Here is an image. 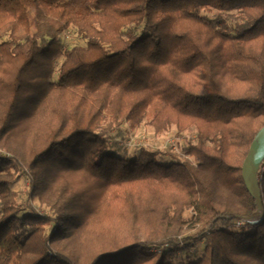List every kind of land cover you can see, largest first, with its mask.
I'll return each instance as SVG.
<instances>
[{"label": "trees", "instance_id": "16d2710c", "mask_svg": "<svg viewBox=\"0 0 264 264\" xmlns=\"http://www.w3.org/2000/svg\"><path fill=\"white\" fill-rule=\"evenodd\" d=\"M147 119L195 128L185 158L113 148ZM263 125L264 0H0V264H264ZM25 168L49 214L19 205Z\"/></svg>", "mask_w": 264, "mask_h": 264}, {"label": "rangeland", "instance_id": "374dc122", "mask_svg": "<svg viewBox=\"0 0 264 264\" xmlns=\"http://www.w3.org/2000/svg\"><path fill=\"white\" fill-rule=\"evenodd\" d=\"M235 14V11L230 12ZM218 11L213 10L212 13H208L210 17H215ZM235 18H230L231 22H235ZM63 48L73 47L75 45L85 44V40L80 37L76 29L70 26L61 35ZM149 120H144L138 127L132 128L128 122H124L121 126V130H115L113 132V138L111 143L114 141L118 142V145H113V148L117 149L119 154L132 155L137 152L140 147H148L152 149L165 150L167 153L177 154L180 158H185L183 147L187 145L189 140L195 141L196 130L190 128L187 131L179 133L175 126H172L165 133H158L155 128L150 125ZM0 152L3 156H9L8 153L0 147ZM163 159L165 161L170 159V156L166 155ZM17 179L13 184L12 188L17 193L19 205L28 211L30 209L36 210L40 214H49V208L43 204L38 197H34L31 194L32 176L28 168L17 172ZM194 211L187 209L184 212V216L191 220ZM191 225V221L188 222Z\"/></svg>", "mask_w": 264, "mask_h": 264}, {"label": "water", "instance_id": "95a60500", "mask_svg": "<svg viewBox=\"0 0 264 264\" xmlns=\"http://www.w3.org/2000/svg\"><path fill=\"white\" fill-rule=\"evenodd\" d=\"M264 161V125L255 134L248 152L242 162V178L246 189L255 199L260 211L249 219L250 223L257 224L264 218L262 192L259 184V172Z\"/></svg>", "mask_w": 264, "mask_h": 264}, {"label": "built area", "instance_id": "2783aa9c", "mask_svg": "<svg viewBox=\"0 0 264 264\" xmlns=\"http://www.w3.org/2000/svg\"><path fill=\"white\" fill-rule=\"evenodd\" d=\"M0 154H1V152H0ZM1 155H3V152H2V154ZM5 156V155H4ZM262 165H264V161H263V164ZM238 224H242V221H238Z\"/></svg>", "mask_w": 264, "mask_h": 264}]
</instances>
